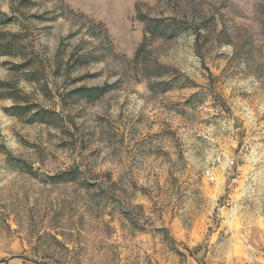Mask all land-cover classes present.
Returning <instances> with one entry per match:
<instances>
[{
	"label": "rangeland",
	"instance_id": "374dc122",
	"mask_svg": "<svg viewBox=\"0 0 264 264\" xmlns=\"http://www.w3.org/2000/svg\"><path fill=\"white\" fill-rule=\"evenodd\" d=\"M0 264H264V0H0Z\"/></svg>",
	"mask_w": 264,
	"mask_h": 264
},
{
	"label": "built area",
	"instance_id": "2783aa9c",
	"mask_svg": "<svg viewBox=\"0 0 264 264\" xmlns=\"http://www.w3.org/2000/svg\"><path fill=\"white\" fill-rule=\"evenodd\" d=\"M232 163H234V161L232 160ZM212 179H214V178H212Z\"/></svg>",
	"mask_w": 264,
	"mask_h": 264
}]
</instances>
